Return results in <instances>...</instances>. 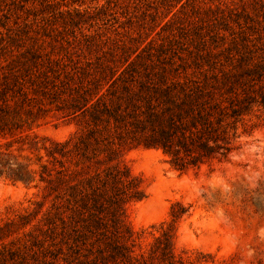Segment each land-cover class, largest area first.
<instances>
[{"label":"rangeland","instance_id":"1","mask_svg":"<svg viewBox=\"0 0 264 264\" xmlns=\"http://www.w3.org/2000/svg\"><path fill=\"white\" fill-rule=\"evenodd\" d=\"M34 50L69 72L132 62L135 101L139 82L143 92L199 84L239 111L226 120L221 161L180 171L162 148L130 140L113 160L98 151L88 172L124 164L144 192L126 205L133 257L120 264H264V0H0V68L22 71L18 61ZM29 72L31 105L0 137V264H104L90 261V244L71 248L60 234L65 209L42 178L55 162L47 149L85 124L58 98L69 77L50 73L46 90L59 92L50 95L44 75Z\"/></svg>","mask_w":264,"mask_h":264},{"label":"trees","instance_id":"2","mask_svg":"<svg viewBox=\"0 0 264 264\" xmlns=\"http://www.w3.org/2000/svg\"><path fill=\"white\" fill-rule=\"evenodd\" d=\"M18 62L22 71L19 63L5 71L3 66L0 68V137L19 128L16 118L20 110L26 102L31 105L34 97L30 96L27 83L34 86L35 80L29 71L44 75L40 83L49 81L50 73L59 80L62 73L69 77L68 91L46 90L49 85L44 83L43 94H61L58 98L65 102L67 116H81L85 124L76 136L47 149V155L55 162L52 169L42 166L43 174L48 177L42 175V178L59 200L55 207L65 209L56 212L62 224L60 234L68 235L66 242L70 240L71 248L90 244L89 254L95 255L90 260L92 263L109 264L110 259L113 264H120L131 260L134 241L125 218L126 205L144 197L139 180L124 164H111L101 171L86 170L92 166L90 162L96 160L99 150H104L108 160H113L128 140L157 146L170 156L172 166L180 171L221 161L229 153L226 120L239 111L230 103L213 101V94L199 84L162 83L153 86L152 92H143L149 86L139 82L141 94L135 101L131 91L135 87L136 69L132 62L125 67L106 64L81 72L74 67V71L69 72L58 68L57 58L42 59L38 50ZM54 86L56 84L51 88ZM32 89L35 92V88ZM139 102H144V110ZM261 102L264 105V95ZM66 220L69 221L67 227ZM51 223L56 225L54 220ZM170 245V238L166 236L161 249L163 255Z\"/></svg>","mask_w":264,"mask_h":264}]
</instances>
